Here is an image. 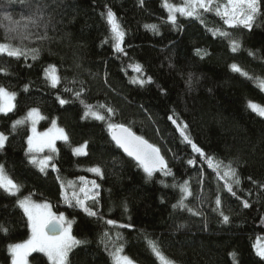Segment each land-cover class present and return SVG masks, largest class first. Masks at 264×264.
<instances>
[{
	"label": "trees",
	"instance_id": "16d2710c",
	"mask_svg": "<svg viewBox=\"0 0 264 264\" xmlns=\"http://www.w3.org/2000/svg\"><path fill=\"white\" fill-rule=\"evenodd\" d=\"M164 1L44 0L47 28L31 31L46 32L49 39L32 35L23 42L26 50L38 48L39 57L0 55V68L8 70L0 72V86L17 93L15 109L0 115V132L8 136L0 150V165L21 186L16 196L0 189V225L8 228L7 234L0 231V264H11L8 245L30 236L27 218L17 207V197L29 195L37 202H50L55 213H64L73 221L72 234L87 241L69 254V264H114L110 253L117 246L136 264H161L149 241L175 264H264L255 249L256 239L264 238V117L248 107L249 102L264 106V90L256 79H264V15L251 29L228 28L214 11L203 10V23L177 15L173 25ZM108 9L125 31L124 53L113 47ZM31 11L19 0H0V43L7 42L8 35L3 17L19 20ZM146 25H157L158 31ZM215 29L230 32L240 49L233 52L230 39L214 35ZM234 63L248 76L234 72ZM50 65L61 77L56 88L45 78L44 70ZM147 77L152 83H131ZM76 92L81 93L79 99ZM58 97L69 102L61 105ZM81 100L105 115L106 121L131 126L157 145L172 175L157 172L147 180L142 168L112 141L106 121L82 118L86 109ZM99 104L113 107L116 114L108 116L106 108L96 107ZM32 108L45 117L39 132L47 131L55 120L69 136L67 143H56L53 162L58 172L42 173L30 163L29 122L12 130V123ZM177 124L187 125L186 134L205 156L193 151ZM85 142L87 155L76 156L73 149ZM206 157L213 164L222 161L221 166L231 163L236 168L241 183L233 185L235 197L224 189L225 181L209 168ZM190 159L193 165L188 164ZM94 166L101 167L103 178L87 172ZM81 177L96 179L100 185L98 203H87L96 216H88L75 202L70 206L64 201L60 179ZM185 181L192 192L185 204L200 215L173 208L184 196L179 185ZM218 195L220 211L229 217L227 223L219 211H213ZM108 220L116 223L108 224ZM29 263L49 264L42 253H33Z\"/></svg>",
	"mask_w": 264,
	"mask_h": 264
},
{
	"label": "snow or ice",
	"instance_id": "6c2138e0",
	"mask_svg": "<svg viewBox=\"0 0 264 264\" xmlns=\"http://www.w3.org/2000/svg\"><path fill=\"white\" fill-rule=\"evenodd\" d=\"M19 2L27 4L32 11L29 15L22 16L19 20H13V18L8 15L3 17V19L8 22L5 25L8 35L6 37L7 42L0 43V55H6L9 58L16 59L21 57L27 59L28 56L31 55L32 59L36 60L39 57L40 50L38 48H27L26 50V46L23 45V42L28 40L32 35H36V38L39 40L49 39L46 32L40 35L31 31L33 28H47V24L44 23V11L47 5L44 0H19ZM140 2L143 4V0H140ZM162 6L168 10V22H171L173 25L177 23L176 13H179L181 16L200 19L203 23L200 13L201 9L204 12L214 11L215 15L220 17L224 25L228 26V28L243 27L245 29H251L257 19L264 15L261 12V0H226V3H218L217 0H183V6L180 7L165 0ZM106 18L111 28L115 51L124 53V48L122 47L125 37L124 29L121 27L115 13L111 9L107 10ZM146 27L153 31H158L157 25H146ZM213 34H218L223 38H229L230 47L233 52L240 49L241 45L239 41L235 38H231L230 32L215 29L213 30ZM13 41H18V43H13ZM231 68L234 72H240L242 75L248 76V73L243 72L235 63L231 65ZM135 70L137 72H142V67L140 65H135ZM0 72L7 74L8 70L7 68H0ZM44 72L45 78L50 82L51 87L56 88L61 82V77L57 75L55 66L50 65ZM256 79L259 87L264 90V79ZM131 83L143 86L146 83H152V78H135ZM188 83L191 86V77H189ZM24 91H28V85L24 86ZM65 91H71V89L66 88ZM16 96L17 93L15 91H10L8 88L0 86V113L6 115L15 109L16 105L14 101L16 100ZM75 96L79 99L81 93L76 92ZM58 99L61 105L69 102L59 97ZM81 103L84 104L86 109L82 118L90 116L99 121H106V116L101 114L100 111L93 110V105L86 104L83 100H81ZM96 107L99 109L106 108L108 116L116 114V110L111 106L99 104ZM248 107L260 117H264V106L249 102ZM43 119H45V117L41 115L40 110L38 108H32L28 111L26 117L17 119L12 123V130L15 131L18 126L30 122L32 135L27 139V153L32 154L30 163L36 165L42 173L46 172L49 166H51L53 171L58 172L59 169L53 162L54 154L58 152L56 141L63 140L67 143L69 141V136L64 128L57 126L55 120L51 121V127L47 131L42 133L37 132L36 125ZM169 119L176 124V120L172 117H169ZM106 122L107 130L112 141L115 142L117 148L122 149L128 157H131L139 168H142L143 172L146 174L147 180L153 179L154 174L157 172L163 173L164 176L172 175L171 169L168 168L167 161L161 154V149L157 145L150 143L143 136L137 135L136 132L132 130L131 126L111 121ZM177 128L183 139L191 144L193 151L199 153L201 156H205L202 149L197 147L186 134L187 125L185 124L181 127V125L177 124ZM7 140L8 136L0 132V150L5 147ZM86 149L87 142L74 148L73 152L77 156L87 155ZM45 150H47L49 154L44 155L42 158L38 157L37 154L44 153ZM206 160L209 168H214L216 170L217 177L225 181L223 187L226 189L227 193L235 197L237 193L234 191L233 185L239 186L241 183L236 168L232 167L231 163H229L225 166L226 170L223 172V175H220L222 161L213 164L211 157H206ZM194 163V160H188L189 165H193ZM88 171L103 178L104 173L100 166L91 167ZM57 178L59 179V177ZM80 180L83 186L80 187L79 193L73 190L71 197L65 194V201L71 206V201L74 199L76 205L82 208L88 216H96L97 212L93 211L92 208L88 206L87 201L91 200L93 203H98L97 197L99 193L94 191V189H98L100 185L94 180L85 181L83 177H81ZM161 183H163V181H161ZM165 186L167 187L168 185ZM68 187L74 188L73 182L69 181ZM172 187H177V185L173 184ZM179 187L184 196L181 197L177 204L173 205V208H187L193 215H200L201 213L192 208H188L185 204V198L192 195L188 187V182L185 181L184 184L179 185ZM261 187H264V185H261ZM20 188L21 186L14 182L6 173L5 167L0 165V189H3L4 192L9 195L16 196ZM80 193L83 194L82 197ZM215 204L217 207L213 209V211H219V214L223 217V221L227 223L229 217L220 211L222 201L219 195L215 199ZM17 207L22 210L23 215L27 218V225L31 231V235L22 242L8 245V251L11 254V264H29V257L32 256L33 253L44 254L49 264H69V254L73 249L78 245L87 243L86 240L78 239L72 234L73 221L67 219L62 212L59 214L53 212L50 203L46 201L37 202L29 195L23 198L17 197ZM243 207H249L248 201H243ZM107 223L114 225L116 222L108 220ZM0 231L7 234L8 228L4 225H0ZM105 236H107V233H105ZM117 238L119 239V236ZM149 245L152 252L161 261V264H175L174 261L169 260L161 253L155 242L149 241ZM255 247L257 255L264 258V244L258 243ZM122 252L123 247L117 246L115 250L110 253L114 264H134V261L127 255H122ZM232 255L233 258H235V253Z\"/></svg>",
	"mask_w": 264,
	"mask_h": 264
},
{
	"label": "rangeland",
	"instance_id": "374dc122",
	"mask_svg": "<svg viewBox=\"0 0 264 264\" xmlns=\"http://www.w3.org/2000/svg\"><path fill=\"white\" fill-rule=\"evenodd\" d=\"M165 2V1H164ZM163 2V3H164ZM169 3H172V4H175L176 6H178V7H180V6H183V0H181V5L180 4H176V3H174V2H171V1H168ZM217 2L218 3H226V0H217ZM165 8V7H164ZM166 9V8H165ZM167 10V9H166ZM202 10V9H201ZM168 11V10H167ZM177 15H180L179 13H176V17H177ZM57 71V70H56ZM57 75H58V73H57ZM0 115H2V113H0ZM40 122H41V120L37 123V125H36V128H37V132H39L38 131V126H39V124H40ZM29 125L31 126V124H30V122H29ZM31 135H32V132H31ZM60 141H63V140H57L56 141V143L57 142H60ZM45 151H47V150H45ZM38 155V157H40V158H42L44 155H43V153H39V154H37ZM77 156V155H76ZM80 156H83V155H80ZM36 166V165H35ZM36 168L39 170V168L36 166ZM220 169H222L223 170V172L226 170L225 169V166L223 167V166H221V168ZM50 170H52V168H51V166H49L47 169H46V172H48V171H50ZM46 172H44V173H46ZM89 174H91V175H96L95 173H93V172H90V171H87ZM99 178H101L100 176H98ZM61 180H63V181H61ZM84 180L85 181H96V179H93V178H89V177H85L84 178ZM60 181H61V185H63L62 186V190H63V198H64V201H65V194H67V196L68 197H71V195H72V191L73 190H75L76 192H78L79 193V189H80V187L81 186H83L82 185V183H81V180L80 179H78V180H76V181H72V180H64V179H60ZM69 181H71V182H73V185H74V188H70V187H68V182ZM96 183H97V181H96ZM89 187H90V185H89ZM94 191H97V189H94ZM80 195H81V197L83 196V194L82 193H80ZM33 199V198H32ZM89 201H91V200H89ZM89 201H87V203L89 202ZM47 202V201H46ZM66 202V201H65ZM72 202H75V200L73 199L72 201H71V203ZM48 203H50V202H48ZM67 203V202H66ZM76 203V202H75ZM51 204V203H50ZM52 206V205H51ZM52 210H53V207H52ZM53 212H54V210H53ZM67 218V217H66ZM68 219V218H67ZM72 228H73V224H72ZM30 235H31V231H30ZM264 244V238H257L256 239V243H255V246L257 245V244ZM255 249H256V247H255ZM122 255H124V253L122 252ZM30 264V263H29ZM134 264H136L135 262H134Z\"/></svg>",
	"mask_w": 264,
	"mask_h": 264
},
{
	"label": "water",
	"instance_id": "95a60500",
	"mask_svg": "<svg viewBox=\"0 0 264 264\" xmlns=\"http://www.w3.org/2000/svg\"><path fill=\"white\" fill-rule=\"evenodd\" d=\"M111 137V136H110ZM114 142V141H113ZM115 143V142H114ZM122 152H123V150L122 149H120ZM123 154L125 155V156H127L124 152H123ZM162 154V153H161ZM128 157V156H127ZM128 158H130V159H132L131 157H128ZM133 160V159H132ZM134 161V160H133Z\"/></svg>",
	"mask_w": 264,
	"mask_h": 264
}]
</instances>
